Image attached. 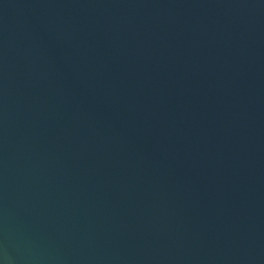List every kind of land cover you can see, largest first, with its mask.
Returning <instances> with one entry per match:
<instances>
[{
    "label": "water",
    "instance_id": "1",
    "mask_svg": "<svg viewBox=\"0 0 264 264\" xmlns=\"http://www.w3.org/2000/svg\"><path fill=\"white\" fill-rule=\"evenodd\" d=\"M0 264H264V0H0Z\"/></svg>",
    "mask_w": 264,
    "mask_h": 264
}]
</instances>
